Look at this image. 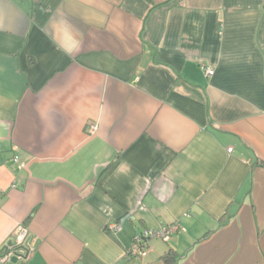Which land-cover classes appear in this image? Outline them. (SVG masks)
Masks as SVG:
<instances>
[{"label": "crops", "instance_id": "0c3cea01", "mask_svg": "<svg viewBox=\"0 0 264 264\" xmlns=\"http://www.w3.org/2000/svg\"><path fill=\"white\" fill-rule=\"evenodd\" d=\"M0 187L17 264H264V0H0Z\"/></svg>", "mask_w": 264, "mask_h": 264}, {"label": "built area", "instance_id": "2783aa9c", "mask_svg": "<svg viewBox=\"0 0 264 264\" xmlns=\"http://www.w3.org/2000/svg\"><path fill=\"white\" fill-rule=\"evenodd\" d=\"M204 66V64H203ZM208 74H213V69L205 66ZM90 132L96 129L95 124L90 125ZM231 147L229 151H232ZM13 162L17 169H24L27 166V162L23 161L19 155H14ZM5 192L4 189L0 187V198ZM107 229L111 232H118L121 229V225L116 221H111L107 225ZM179 229L177 224H164L156 229L145 228L141 232L134 235L131 245L129 247L127 258H141L147 252L149 242L153 238H160L164 241L169 240ZM37 246V241L33 240L28 233L27 228L19 226L16 229V240L13 243L9 241L5 243L0 251V263L7 264L13 257H18L19 260H25L31 256L33 251H35Z\"/></svg>", "mask_w": 264, "mask_h": 264}, {"label": "trees", "instance_id": "16d2710c", "mask_svg": "<svg viewBox=\"0 0 264 264\" xmlns=\"http://www.w3.org/2000/svg\"><path fill=\"white\" fill-rule=\"evenodd\" d=\"M114 163V162H113ZM112 164V162H111ZM164 225V224H163ZM142 231V230H141ZM139 231V232H141ZM115 233V232H113ZM178 253L177 252H174V251H168L166 252L164 255H163V258L165 259V261L168 263V264H173V262H175V260H178ZM1 264V263H0Z\"/></svg>", "mask_w": 264, "mask_h": 264}, {"label": "water", "instance_id": "95a60500", "mask_svg": "<svg viewBox=\"0 0 264 264\" xmlns=\"http://www.w3.org/2000/svg\"><path fill=\"white\" fill-rule=\"evenodd\" d=\"M18 261H19L18 257H13L12 260L7 264H17Z\"/></svg>", "mask_w": 264, "mask_h": 264}]
</instances>
